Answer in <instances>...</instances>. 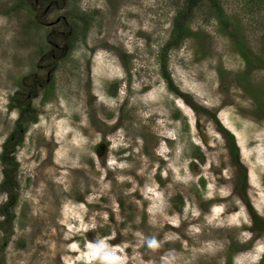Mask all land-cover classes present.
I'll use <instances>...</instances> for the list:
<instances>
[{
    "label": "rangeland",
    "instance_id": "rangeland-1",
    "mask_svg": "<svg viewBox=\"0 0 264 264\" xmlns=\"http://www.w3.org/2000/svg\"><path fill=\"white\" fill-rule=\"evenodd\" d=\"M186 7L0 0V264H264V0Z\"/></svg>",
    "mask_w": 264,
    "mask_h": 264
},
{
    "label": "trees",
    "instance_id": "trees-1",
    "mask_svg": "<svg viewBox=\"0 0 264 264\" xmlns=\"http://www.w3.org/2000/svg\"><path fill=\"white\" fill-rule=\"evenodd\" d=\"M199 1L201 0H187L186 10L192 9ZM183 16L181 14H177L174 17L173 27L176 33L171 37L169 41L165 43L163 47L164 50H167L170 47H175L178 45V42L181 38L180 27L183 23ZM164 78L167 80L170 91L177 93L175 88L171 84V77L167 72L163 74ZM22 127L19 122L16 123L13 131L10 133L8 138L2 144V151L0 155V160L3 163V179L0 183V191L6 194L5 201L0 205V214L2 215V221L0 223L1 231H6L9 225L13 221L12 207L15 206L18 198V183L16 179V162L14 161V153L16 147L22 140V135L20 131ZM234 147V144H233ZM236 150V147H234ZM7 239V237H6ZM4 243H6L4 239Z\"/></svg>",
    "mask_w": 264,
    "mask_h": 264
}]
</instances>
